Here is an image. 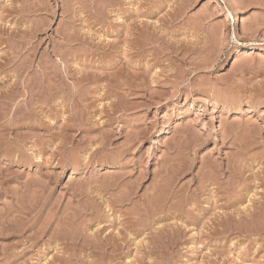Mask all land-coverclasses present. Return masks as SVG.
<instances>
[{
  "label": "rangeland",
  "instance_id": "rangeland-1",
  "mask_svg": "<svg viewBox=\"0 0 264 264\" xmlns=\"http://www.w3.org/2000/svg\"><path fill=\"white\" fill-rule=\"evenodd\" d=\"M0 264H264V0H0Z\"/></svg>",
  "mask_w": 264,
  "mask_h": 264
},
{
  "label": "bare ground",
  "instance_id": "bare-ground-1",
  "mask_svg": "<svg viewBox=\"0 0 264 264\" xmlns=\"http://www.w3.org/2000/svg\"><path fill=\"white\" fill-rule=\"evenodd\" d=\"M135 13V12H134ZM138 16V15H137ZM135 18V17H134ZM142 33V32H141ZM148 35V34H147ZM156 36V35H155ZM154 36V37H155ZM153 37V36H152ZM161 37V36H160ZM158 40V39H157ZM145 41V40H144ZM148 41V40H147ZM147 41H145V42H147ZM149 42V41H148ZM162 43V42H161ZM171 46V45H170ZM175 46V45H174ZM164 48V47H163ZM158 49V48H157ZM178 49V48H177ZM139 50V49H138ZM10 61V60H9ZM191 61V60H190ZM11 62V61H10ZM143 73V72H142ZM44 74V73H43ZM148 79V78H147ZM10 83V82H9ZM18 83V82H17ZM38 84H39V82H38ZM37 86H39V85H37ZM146 86V85H145ZM114 91V90H113ZM47 93V92H46ZM14 94V93H13ZM13 97V96H12ZM3 98V97H2ZM8 99V98H7ZM15 99V98H14ZM28 99V98H27ZM13 100V99H12ZM18 103V102H17ZM154 194V193H153ZM143 208V207H142ZM91 218V217H90ZM7 233V232H6ZM90 240V239H89ZM95 240V239H94ZM96 240H97V238H96ZM111 240V239H110ZM173 240V239H172ZM87 242V241H86ZM98 242V241H97ZM88 247V246H87ZM165 247V246H164ZM118 250V249H117ZM90 263V262H89Z\"/></svg>",
  "mask_w": 264,
  "mask_h": 264
}]
</instances>
